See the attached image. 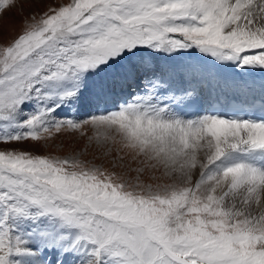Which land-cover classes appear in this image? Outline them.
<instances>
[{"label":"snow or ice","instance_id":"obj_1","mask_svg":"<svg viewBox=\"0 0 264 264\" xmlns=\"http://www.w3.org/2000/svg\"><path fill=\"white\" fill-rule=\"evenodd\" d=\"M249 70L264 0H53L0 23V264H264V89L243 115L202 108ZM62 134L83 144L9 147Z\"/></svg>","mask_w":264,"mask_h":264},{"label":"rangeland","instance_id":"obj_2","mask_svg":"<svg viewBox=\"0 0 264 264\" xmlns=\"http://www.w3.org/2000/svg\"><path fill=\"white\" fill-rule=\"evenodd\" d=\"M52 2L53 0H21L22 10L21 7L13 9L12 12L6 15L3 21H0V23L4 25L6 34L10 36L14 34L15 31L19 30L20 22L25 16L34 12H42L45 7ZM56 2H59V0H56ZM82 144L83 141L77 143L70 135L62 134L57 139L47 142V144L42 142L39 146H34L32 143L28 142L19 145H10L9 147L29 150L33 154L63 157L72 154L75 150H78ZM82 159L92 160L93 157L89 154L82 157ZM94 162L96 164H100L102 161L95 160ZM105 166L107 167V165ZM146 182L151 181L146 180Z\"/></svg>","mask_w":264,"mask_h":264},{"label":"bare ground","instance_id":"obj_3","mask_svg":"<svg viewBox=\"0 0 264 264\" xmlns=\"http://www.w3.org/2000/svg\"><path fill=\"white\" fill-rule=\"evenodd\" d=\"M230 79L235 80L245 86V93H233L229 92L227 96H221L220 101H222L225 106L228 105V103L232 102V97L235 95L236 100L235 101H243L246 99H251L253 96H258L262 89H264V72L259 70H249L246 73H242L240 75H237L235 73H227ZM215 98V94H213V100Z\"/></svg>","mask_w":264,"mask_h":264}]
</instances>
